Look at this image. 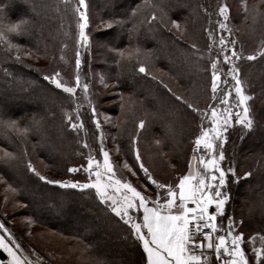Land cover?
<instances>
[{"label":"rangeland","instance_id":"obj_1","mask_svg":"<svg viewBox=\"0 0 264 264\" xmlns=\"http://www.w3.org/2000/svg\"><path fill=\"white\" fill-rule=\"evenodd\" d=\"M6 1L7 3L15 1L13 9L9 8L11 13L24 12V15L29 17L22 16V18L18 19L8 12L5 6L3 12L0 13V20H2L4 24L16 23L19 21L25 22L21 25L25 33L22 31L20 34H8L13 44L21 45L19 49L20 60H17V62L25 65V68L31 67L34 70H41L45 75H52L55 71H59L62 81L73 85L76 75L75 53L79 47L76 43L78 33L77 17L73 12V6L77 3V0H69L67 5L64 3V0H36L37 8L35 9V4L31 0ZM30 1L31 5L29 7ZM122 1L123 0H86L88 5L87 14L89 17V25L86 32L89 36V45L87 48H79L82 61L79 72L82 82L89 84V95L87 99L79 88L77 89L75 98H73L68 93L63 92L62 89H58L59 94L55 96L54 93L51 94V92L46 91V89L37 85L35 82L28 85L29 87H24V85L15 87L13 85L15 83L12 84L9 82L5 83L6 92L0 90V100L3 103L9 104L11 108L27 109V107L23 108L15 103V97H17V95L27 93L28 95L25 94L24 97L27 98L28 106L30 105L32 107L33 105L37 107L34 101L37 96H43L44 98L41 104H38L39 106L37 108L40 107L44 112H49L51 107L55 105V102L61 99L60 97H63L66 103L61 105L62 115L64 117L61 123H66V129L69 131L72 129L68 126V122L65 119V112L72 113L76 104H79L81 106L79 109L80 120L84 123V130H81L79 133L74 132V136L77 137L80 143L79 156L76 159L77 161L79 160L80 163L82 160H85L83 161L84 163L79 164V167L81 165L86 166V157L90 150L92 155L102 162L103 157L99 148L101 143L100 133L103 132V146L105 150L110 153V158L116 168L117 176L129 180L138 190L154 198L157 190L139 169L133 151L132 137L138 136L136 146L140 150L142 162L149 169L153 178L162 183L174 184L177 182V177L179 175L187 173L188 164L190 162L195 164V161H192V150L195 147L194 138L199 134V128L195 129L193 127L194 130H189L185 137L177 121H175L174 124L168 122L171 128L172 142L170 145L166 143L167 140L158 132L154 123V116L157 111L155 109L156 107L162 109L163 113L167 115L173 109L174 102L171 101L165 90L156 87L153 83L145 84L142 80L140 82H134V80L129 77V80L132 83L134 82L133 85L137 88H145V91L150 94L149 98L151 100L154 98L153 101L156 107L153 103L150 105V103L144 99L140 100L137 93L134 94L122 88L121 83L117 80L119 76L117 73L118 69L121 68L123 62H132L136 60L137 63L135 67L139 68L140 64H144L152 75L159 77L175 93L195 103L201 109L212 104L220 107L222 110L223 106L220 105V100L223 99L222 92L231 88L234 81L227 75L231 65L223 61L224 52L221 51L218 37L223 35L226 39L236 40V48L238 51L241 45L243 46L244 57L253 54L259 47L261 41H264V3H262L261 0H246L248 12L245 13L243 10V3L245 0H215L214 4L208 6L207 10L203 13V10L201 12L203 6L199 3L192 8H188L185 3L178 1V7H187L188 10L190 9L189 12L193 17L188 19L175 18L168 16L164 12V14L159 15L163 24L181 40L186 41L190 39L194 44L198 43L200 40L205 42L207 46L211 45V50H216L215 54L212 56L209 55V57L211 56V60L216 59L217 56L220 58L217 68L221 73V83L217 92L218 99L212 100L210 87L211 67L209 68V83L198 78L193 70V66V69L191 68L189 70L183 68V72L185 69L188 75L197 79L191 85H184L175 75L173 76L170 71H167L152 59L150 51L144 48L143 45L122 43L121 39L123 34L120 32V29L124 25H122L121 21L118 19L120 17H109L108 15L117 10ZM222 3H227L230 10V20L228 23L232 29L231 35H229L227 31H221L217 23L218 20L222 19V17L219 16L218 8ZM48 4L57 6L56 14L59 17V21L63 22L61 29H58V33L62 34V36H74V48L72 49L74 57L72 63H69L68 55H64L63 48L59 47V45L53 48L49 44L44 43L47 37L46 29L50 27V25H48L49 19L47 18V14L42 13L44 16L41 15L40 8L42 7L48 11L46 8ZM256 7L259 8L260 14L255 12ZM50 10L51 8H49V11ZM138 10L139 6H137L136 12ZM37 15L39 17H37ZM253 16H255V20ZM39 19H41L40 22ZM172 20L180 23L181 28L179 30L171 23ZM108 22H111V27L107 26ZM209 23L211 26L217 28L216 32L213 31L216 28L212 30L216 38V43H213L208 37V31L205 34ZM37 27L40 28V33L37 32V29H39ZM134 29H132V31H135ZM28 31L33 36L31 40H27L23 36L26 34L29 36ZM200 31L204 32V35L202 34L201 37L198 36ZM33 38H35V40H33ZM0 44L6 53L4 60L11 58L15 59L14 53L17 52V49L13 48L11 52H9L6 43L0 42ZM136 48H139L140 52L138 54L134 53L133 57L128 59L127 53ZM120 51L125 52L126 55L124 58H121L119 55ZM29 52H31V55H25V53ZM1 56L2 55H0V57ZM61 56H63L64 59H61ZM243 60L242 58L236 61L240 69V79L245 84L246 93L253 97L249 101L253 119L258 114L261 123L259 124L254 119L255 129L246 134L242 140L239 138V126H236L237 130L233 134V137H229L228 142L224 145L225 160L222 162V165L226 168L228 166L234 167L236 175L241 177L239 182L243 179V174L245 172H250L252 174L251 176H255L258 170L264 169V154L261 151H257V148L264 146V60L258 65H255V62L246 63ZM246 61L250 60L246 59ZM124 76L127 77V74L124 73ZM101 78H103V83L101 82ZM223 81H227V85L224 84ZM14 82H17V80H14ZM254 83L257 86H254ZM0 84H3V81H1ZM89 99L97 109V118L101 123L100 129H96L95 122L92 119L91 108L88 104ZM235 103V92L233 90L232 97H230V104L233 106V111L237 110L234 106ZM2 113H4V110H2ZM189 113L192 114L193 119L200 121V118L193 114L191 110ZM86 114L89 120L85 119ZM51 117V114H49L48 117H45L46 120L43 119L41 122L38 121L36 123L44 130L46 128L51 129V127L54 126L47 120V118L51 120ZM105 117H107V119H105ZM141 119L145 121L143 129L138 128V122ZM16 121L20 128L26 127V124L18 120ZM204 124L205 126H209V121L204 119ZM256 125L259 128H257ZM58 126L56 127L61 129L62 125L58 124ZM11 131L15 134L17 140L20 141V144L15 147L14 145L12 147L3 145V140H5L6 135L8 138L9 135L7 133L5 135L0 134V149H7L10 152H14L21 159L23 156H27L26 158L32 161L38 171L51 179L87 181L88 177L86 175L73 177L68 172H60L59 164L60 160H62V157H60L62 155L61 152L62 150L67 151L68 149L66 148H69V140L65 141L62 135H58L57 132H53L52 134L51 131H46L43 133L44 137L42 136L41 138L40 136L35 139L33 133H30L29 127L26 133H18L12 129ZM230 132L231 129L229 130V134ZM91 137L96 139V142L94 141L97 144L96 148L91 147V144L94 143L91 142ZM41 139L42 141L40 142ZM85 140L89 145L88 148L83 146ZM156 141H159V143L157 144ZM42 144L46 145L48 149L50 147L51 153L48 154H51L50 157L52 156V158L53 156L56 158L58 157L59 163H57V161L56 163H50L45 157L39 154V147L41 148ZM117 148H119V151H117ZM73 150V152H75L77 149L73 148ZM48 152L50 151L48 150ZM70 152H72V150H70ZM199 154L200 153H197V156ZM21 159L12 161L9 164H5L0 160V222L5 224V227L9 229L12 236L8 237V234L3 233V230H0V234L5 235L6 238L10 240L14 239L15 242L19 243L23 256L28 257L33 264H98V261L102 264V256L110 257L109 260L116 261V263H119L121 260L122 264H145L146 253L143 252L142 244L132 237L129 225L119 220L126 226L124 236L127 238L124 240L127 245L129 244L128 246L133 245L135 247V251L132 255L129 253L128 258L122 257L123 255L120 256V254H118L119 252L115 251L117 245L115 244L116 240H114L115 236L112 231L114 230L113 222H108L107 225H109V227L106 225L108 228H106L104 224L102 227H95V224L98 222L97 217L92 213L93 211L85 214L86 211L83 208L84 198L59 192L55 193L45 188L43 182L28 178L21 171L23 167H26V163H24L25 166H23L24 161ZM125 161L131 166L135 175L129 172L128 169L122 168ZM65 162L70 164L68 159L65 160ZM2 166L9 167L11 170L14 169L17 175L16 178H19L21 181H19V185L7 176L8 174ZM30 175L32 176V173H29V176ZM22 183L26 184L27 190L26 188L23 190ZM238 183L233 182V186H235V184L238 185ZM9 185L15 188L16 191L12 192L8 187ZM259 188H261L262 192L264 191V181L256 190ZM262 196L263 197L257 200L249 201L250 199L247 200L241 197L236 190L235 194L233 196L231 195V200H229V211L228 209L225 210L227 212L224 220L225 226L228 216H231L236 221H243V223L235 229V232H243L245 234V243L242 247H244L246 254L249 256L250 264H254V260L251 252L252 245L248 243V237L257 233L264 235V227L260 225L261 223H255L254 220V218L257 217L264 223V193ZM53 197L59 202L63 211L59 209L49 210V208L47 209L45 207V202L51 203V201L48 200ZM29 199L31 200L29 201ZM70 203H73L76 211L80 213L77 217L69 218L64 215L69 209L68 206ZM39 210L42 213H46V215L56 216L61 221H65L63 222L64 224H62L63 227L58 228L55 225H50V223H44V221L36 216L37 213H40ZM29 217H31L32 223H29ZM140 218L142 219V215ZM118 219L119 218H117V220ZM73 220L75 221L72 222ZM66 226H70L69 229L83 232L86 237L67 232L66 228L68 227ZM91 234L95 236L96 243L100 247L91 242ZM255 246L260 247L259 239H257ZM121 247L123 248V245ZM120 251L123 252L124 250ZM5 253L7 254V258H0V262L9 264L11 257H9L7 252ZM115 254L116 257H114ZM213 264H218V262L213 259Z\"/></svg>","mask_w":264,"mask_h":264},{"label":"snow or ice","instance_id":"obj_2","mask_svg":"<svg viewBox=\"0 0 264 264\" xmlns=\"http://www.w3.org/2000/svg\"><path fill=\"white\" fill-rule=\"evenodd\" d=\"M147 3L148 0H145ZM264 3V0H261ZM67 5L69 0H64ZM88 5L86 0H77L73 6V12L77 17V40L79 46L75 53V83L73 85L62 81L59 71H55L52 75L44 76L45 80L51 81L52 84L63 92L68 93L75 98L77 89H81L84 97L87 99L89 95V84L82 82L80 76L81 52L79 48H87L89 45V36L86 29L89 25V17L87 14ZM219 16L218 26L221 31H227L229 35L232 29L229 26L230 10L227 3L218 6ZM4 5L0 4V13L3 12ZM243 10L248 12L246 0L243 3ZM255 12L259 13V8H255ZM135 15V10H133ZM151 19H157L153 12ZM255 20V16H253ZM24 21L16 23L4 24L0 20V42L6 43L9 52L13 48L17 49L14 58L20 60L19 49L21 45L13 44L8 34H20L23 29L21 25ZM171 23L179 30L181 25L179 22L172 20ZM111 27V22H108ZM7 33V34H6ZM208 37L213 43H216L213 31H208ZM218 43L221 51L224 52L223 61L230 64L231 67L227 73L232 78L234 84L231 88L222 92L223 99L220 100L222 110L216 105L209 104L206 108L201 109L195 103L185 99L183 96L173 92L167 85L164 88L175 98L181 102L184 107L191 110L193 114L200 118L198 125L199 134L194 138L192 161L195 164H188V171L184 175L177 177L176 183H162L154 179L149 169L141 160L140 150L136 146L138 136L132 137L133 151L135 160L139 169L145 174L148 181L155 186V197L146 195L145 192L138 190L129 180L118 177L116 168L110 158V153L103 146V132L100 133V148L103 160H97L92 155L91 150L86 157V166L69 167V173H76L83 170L87 174V181L79 180H60L51 179L42 174L33 165L31 160L26 161V169L32 173L39 181L46 185L58 186L61 189L77 190L78 194H83L88 190H93L97 203V211L111 213L119 218L124 224L130 226L132 237L142 244L143 252L146 253L145 264H213V259L218 264H250L249 256L246 254L242 245L245 243V234L243 232H235L243 221H236L231 216L226 218V226L224 220L218 223V217H223L225 205L231 199V194L227 190L229 184V174L233 178V182L238 183L241 177L236 175V170L232 166L227 168L222 165L225 160L224 145L229 140V130H236L239 126V138L242 140L246 134L255 129V121L251 114L249 101L253 98L246 93L245 84L240 79V69L236 61L244 58L247 60H255L257 55L264 57V41H261L259 47L253 54L243 56V46L240 50L236 48L237 41L234 39H226L225 36L218 37ZM67 47V45H64ZM192 49H196V45H191ZM209 53L211 45L208 46ZM139 48L127 53V58L131 59L133 54H138ZM230 53V54H229ZM31 55V52L25 53ZM121 58L125 57V52L120 51ZM64 59L63 56L60 57ZM220 62L219 56L211 60V99L217 100V92L221 83V73L217 68ZM6 74L10 75L7 70ZM138 71L145 75H152L144 64H140ZM156 79L155 76L152 77ZM103 83V78H101ZM227 85V81H223ZM233 90L235 92V108L230 104ZM91 108L92 119L95 122L96 129H100L101 123L97 118V109L92 101L88 100ZM80 105L76 104L72 113L65 112V119L68 126L79 133L84 130V123L80 120ZM123 107V106H121ZM75 116V121H74ZM107 119V117H105ZM204 119L209 121V126H205ZM78 122V123H77ZM6 126L18 133H26L28 128H20L16 120L6 122ZM145 121L139 120L138 128L143 129ZM86 134V133H85ZM158 144L159 141H156ZM83 146L88 148L89 145L85 140ZM119 151V148H117ZM197 153H200L197 156ZM26 155V151H25ZM14 152L7 149H0V160L5 164L19 160ZM122 168L128 169L135 175L131 166L125 161ZM250 172L243 174L244 178L251 177ZM12 192L16 189L11 185L8 186ZM45 207L49 210L59 209L63 211L59 202L52 200L51 203L45 202ZM212 209V210H210ZM91 211V209H89ZM142 215V219L140 218ZM32 223L31 217L28 218ZM95 227H102L107 221H99L97 218ZM0 230L7 233L8 237L12 234L3 222H0ZM223 233V234H220ZM126 239L127 237H122ZM259 239L260 247H256V241ZM248 243L252 245L251 252L254 264H264V235L259 233L248 237ZM0 249H3L11 257L9 264H33L28 257L22 255V249L19 243L14 239H8L5 235L0 234ZM3 264V262H0ZM98 264L101 262L98 261Z\"/></svg>","mask_w":264,"mask_h":264},{"label":"trees","instance_id":"obj_3","mask_svg":"<svg viewBox=\"0 0 264 264\" xmlns=\"http://www.w3.org/2000/svg\"><path fill=\"white\" fill-rule=\"evenodd\" d=\"M31 1L34 2L35 4L34 9L37 8L36 7L37 2H35L36 0H31ZM31 1L29 2V5H28L29 7L31 5ZM178 1L185 3V5H187L188 8H192L193 6H196L199 3L203 6L201 8V12L203 10V13L207 10L208 6H211L215 2V0H148V2L146 3L145 0H123L119 4L117 10L113 11L111 14H108V15L109 17L122 18V19L120 18L118 19L121 21L122 25H124L120 29V32L123 34V37L121 39L123 44L143 45L144 48L150 51V55L152 59H154L161 67H163L167 71H170L173 76L175 75V77H177V79L184 85H191L197 80L191 77V75H188V73L185 71V69H188V70L191 69L192 66L194 67V69L193 68L192 69L195 71L198 78L201 80H205L206 83H209L208 81L210 79L209 68L211 67L210 57L215 54L216 50H211V52L209 53L207 44L200 40L198 41V43L195 44L196 49H192L191 45L194 43L191 42L190 39L186 41L181 40L179 37L173 34L165 26V24H163V22L159 18V15L164 14V13H166L168 16H172L175 18H181V19H188L190 17H193V15L189 12L190 9L188 10L187 7L186 8L178 7L177 5ZM14 3L15 1H10L9 3H7L6 0H0V4H3L6 7V10L8 12H10L11 8L13 9ZM48 5L46 7L48 11H46L42 7L40 8L41 15L47 14V18L49 19L48 25H50L51 27V28L48 27L46 29L47 37L45 38L46 42L44 43L49 44L53 48L59 45V47L63 48L64 55L65 54L68 55L69 63H72L73 62L72 59L74 57L73 50H72L74 48L73 47L74 36L73 35L62 36V34L58 33V29H61L63 22L59 21V17L56 14L57 6L56 5L52 6L50 4ZM137 6H139V10L136 12ZM49 8H51L50 11H49ZM133 10H135V15H133ZM153 12L156 14V17H157V19L155 20L151 19V15ZM11 14L14 15L18 19L22 18V16L28 17L24 15V12H20V13L14 12ZM37 17L39 16L37 15ZM40 21L41 19H39V22ZM58 25H59V28H58ZM215 28L216 27L211 26V24L209 23L205 34L207 33V31H210V30L212 31ZM132 29H134L135 31H132ZM216 30L217 28L213 31L216 32ZM39 31H40V28L37 29V32ZM23 33L25 32L23 31ZM202 34L204 35V32L200 31L198 33V36L201 37ZM28 35L30 37L27 36V34L23 36L25 39L31 40L33 37L32 34L29 32ZM33 40H35V38H33ZM64 45H67V47H64ZM216 54H219V53H216ZM0 55L3 56V57L2 56L0 57V79L1 81H3V84H0L1 91L3 92L7 91L5 87L6 86L5 83H9V82H11L12 84L15 83L13 84L15 87L21 86V85H24V87H27L32 82L33 83L35 82L37 85L42 86L44 89H46V91L51 92V94L54 93L55 96L59 94L58 88H56V86L52 84L51 81L44 79V76L46 75L43 74L41 70H34L31 67L25 68L26 67L25 65L17 62V60L13 58H11L13 61L11 59L4 60L6 57V53L4 52L1 44H0ZM209 55L211 56L209 57ZM8 57H11V56H8ZM262 60H264V57L257 55L255 60L246 61V59H244L243 61L246 63L255 62L254 64L258 65L260 62H262ZM136 63H137L136 60H133L132 62H123V64L121 65V68L119 67L120 69H118L117 71V73L119 74L117 80L121 83V86L124 90L130 91L131 93H134V94L137 93L138 94L137 96L140 100L144 99L145 101H148L150 105L151 103L155 105V102L153 101L154 98L151 100L149 98L150 94L147 91H145L144 87L137 88L135 85H133V83L135 81L140 82L142 80V82H144L145 84L153 83V85H155L156 87H159L162 90H165V92L170 97L171 101L174 102L173 103L174 107L169 112V114L166 115L163 113L162 109L157 108L155 105L156 109L155 107L154 109L157 111H156V115L154 116V123L158 129V132L161 133L163 138L165 137V139L167 140L166 143L170 145L172 142L171 128L168 122H171L172 124H174V122L177 121L179 124L178 126L180 130L183 131V136L185 137L187 136L186 133L189 130H192V129L194 130V128L197 129L200 121L193 119L192 114L189 113L190 110L184 107V105L181 102L176 101L175 98L172 96V94L169 93L166 88H164L163 84H166V83L163 82L162 84L161 81L163 80H161L159 77L155 75H145V74L140 73L138 71V68L135 67ZM183 68H185L184 72H183ZM5 69L7 70L8 73H10V75L5 73L4 71ZM123 72L127 74V77L124 76ZM130 72H132L133 74ZM153 76H155L156 79H153L152 78ZM129 77L132 80H134L133 83L129 80ZM14 80H17V82H14ZM254 86H257V85H255L254 83ZM25 94L17 95V97H15V103L17 105H20L23 108L27 107V109H22V108L14 109V108H11L9 104L3 103L0 100V134L5 135L7 133L10 138L9 140V138L6 135L5 140H3L5 142V143L3 142V145H6L8 147H12L14 145L15 147L20 144L19 143L20 141L17 140V137L15 136V134L11 131L10 128L6 126L7 121L15 119V120L21 121L22 123L26 124V127L27 128L29 127L30 133L31 134L33 133V136L35 139L39 138L40 136L42 138V136L44 137L43 135L44 132L51 131L52 134L53 132L55 133L57 132L58 135L60 136L62 135V137L65 138V141L69 140L68 141L69 148L70 150H72V152H70L69 148H66L68 149L67 151L62 150L61 152L62 155L60 156L62 157V160H60V164H59L60 170H61L60 172H63V173L68 172L67 169L69 167H79V164L84 163L83 161L85 160H82V162L80 163V161L79 160L77 161L76 159L79 156L78 153L80 150L79 149L80 143L78 142L77 137L74 136L75 135L74 132L76 131H73V130L69 131L68 129H66L67 124L61 123L64 118L62 115L63 112H62L61 105L65 104L66 101L63 99V97H60L61 99L55 102V105L51 107L49 112H46V111L44 112V110H42L40 107L37 108L39 106L38 104L39 103L41 104V101L44 98L43 96H37V98L34 100L35 105H37V107L34 105L32 107L30 105L28 106L27 98L24 97ZM2 110H4V113H2ZM49 114H51L52 119L49 120L47 118V120L54 127H51V129L45 127L46 129L44 130L36 122L38 121L41 122V120L43 119L46 120L45 117H48ZM85 119L89 120V118L87 117V114L85 115ZM254 119L259 124L261 123V120L259 119L258 114L254 117ZM4 122H5V125H4ZM58 124L62 125L61 129L58 128L59 127ZM263 127H264V123H263ZM257 128L259 127L257 126ZM236 130L231 129L229 137H233V134L236 132ZM91 138H92L91 142H94V141L96 142V139H94V137H91ZM41 141L42 139L40 140V142ZM95 142L91 144L92 148H96L97 144ZM73 148L77 150L73 152L74 151ZM48 150L50 152H48ZM257 151H261L264 154V146H260L259 148H257ZM38 152L40 155L45 157L50 163L51 162L56 163V161L57 163H59L58 157L56 158L55 156H53L52 158V156L50 157L51 154L50 155L48 154V153H51L50 147L48 149L46 145L42 144V147L41 148L39 147ZM74 153L77 156H75ZM26 157L27 156H23L22 159L20 158L22 161H24L23 166H25L24 163H26V161L28 160ZM67 159L70 161V164L65 162V160ZM3 169L8 174L7 176L11 180H13V182L15 183L17 182V184L19 185L20 180L19 178H16L17 175H16V172H14V169L11 170L9 169V167H5V166L3 167ZM21 171L28 178L30 179L32 178L34 180L39 181L33 174L32 176L31 175L29 176V172L27 171L26 167H23ZM82 171L83 170L76 172V173H69V172L68 173L72 175L73 177L85 176V175L87 176V174ZM263 181H264V169L258 170L255 176L253 175L248 178L243 177V179L238 183V185L235 184V186H233L232 176L230 174L227 190L230 192L232 196L235 194V191L237 190V192L239 193V195H241V197H244L247 200L250 199L249 201L251 200L254 201V200L259 199L260 197H263L262 195L264 191L262 192L261 188L256 190L257 187H260L263 184ZM43 185L45 186V188H48L49 190L55 193L59 192V193L66 194V195H74V196H79V197L84 198L85 200L83 199L84 200L83 208L86 211L85 214H88L93 211L92 213H94L95 216L99 218L101 222L105 220L107 221V223H103L105 227L108 224V222L114 223L113 224L114 230L112 231L114 232V236H115L114 240H116L115 244L117 245V247L115 248V251H118L119 252L118 254H120V256L123 255L122 257H128L129 253L132 255V253L135 251V247L133 245L128 246L129 244L127 245L126 241L122 238V237H126L124 236L126 226L123 223H121L119 219L117 220V218H115L113 214L105 213L103 211H97V203H96V199L93 194V190H88L83 194H78L77 190L61 189L58 186H54V185L49 186L44 183ZM22 186H23V190H25V188L27 190L26 184H23ZM30 200L31 199H29V201ZM52 200H55L54 197L49 199L48 201H52ZM228 203L225 205V210L228 209L229 211ZM68 208L69 209L64 214L66 217H69V218L77 217L80 214L79 212L76 211L75 205L73 203H70ZM89 209H91V211H89ZM39 212L40 213H37L36 216L42 221H44V223L45 222L50 223V225H55L58 228L63 227L62 224H64L63 222L65 221H61L56 216L46 215V213H42L40 210ZM226 213L227 212L225 211L224 217H218V222H220L221 220H225ZM254 220H255V223H261L260 225L264 227V223H262L263 221H260L257 217L254 218ZM74 221L75 220H73L72 222ZM107 226L109 227V225ZM66 227H68L66 228L67 232L80 235V236L83 235L82 237H86L85 234H83V232L81 231L79 232L78 230L69 229L70 226H66ZM91 242L94 243L95 245H98L96 243L95 236L92 234H91ZM122 245L124 249L121 247ZM126 245L128 246V248ZM120 250H124L126 254L124 251L121 252ZM114 257H116V254ZM101 258L103 259L102 264H122L120 258H119L120 260L119 263H116V261H113V260H109L110 257H107V256H104V257L102 256Z\"/></svg>","mask_w":264,"mask_h":264},{"label":"water","instance_id":"obj_4","mask_svg":"<svg viewBox=\"0 0 264 264\" xmlns=\"http://www.w3.org/2000/svg\"><path fill=\"white\" fill-rule=\"evenodd\" d=\"M0 258H1V259H5V258H7V254H6L5 251H3L2 249H0Z\"/></svg>","mask_w":264,"mask_h":264}]
</instances>
